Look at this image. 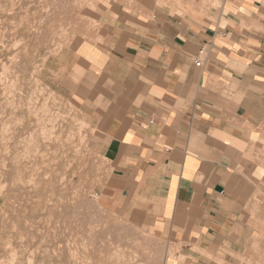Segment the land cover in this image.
Here are the masks:
<instances>
[{"label": "crops", "instance_id": "crops-1", "mask_svg": "<svg viewBox=\"0 0 264 264\" xmlns=\"http://www.w3.org/2000/svg\"><path fill=\"white\" fill-rule=\"evenodd\" d=\"M137 1L101 17L103 32L76 51L77 85L65 81L96 104L92 146L110 168L107 188L132 219L180 244L184 264L258 258L264 0Z\"/></svg>", "mask_w": 264, "mask_h": 264}, {"label": "rangeland", "instance_id": "rangeland-1", "mask_svg": "<svg viewBox=\"0 0 264 264\" xmlns=\"http://www.w3.org/2000/svg\"><path fill=\"white\" fill-rule=\"evenodd\" d=\"M137 3L0 0V264H184L180 244L110 193L92 146L96 104L65 86L77 85L76 51L103 32L101 17ZM234 264H264V252Z\"/></svg>", "mask_w": 264, "mask_h": 264}, {"label": "bare ground", "instance_id": "bare-ground-1", "mask_svg": "<svg viewBox=\"0 0 264 264\" xmlns=\"http://www.w3.org/2000/svg\"><path fill=\"white\" fill-rule=\"evenodd\" d=\"M147 1V0H146ZM148 3V2H147ZM25 16V15H24ZM45 19V18H44ZM77 23V22H76ZM81 23V22H80ZM53 27V26H52ZM87 27V26H86ZM81 28V27H80ZM88 28V27H87ZM94 34V33H93ZM85 37V36H84ZM137 249V248H136ZM116 250V249H115ZM135 252V251H134ZM136 255V254H135ZM116 257V256H115ZM83 260V259H82Z\"/></svg>", "mask_w": 264, "mask_h": 264}]
</instances>
